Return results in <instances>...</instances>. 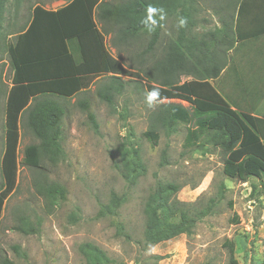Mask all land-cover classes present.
<instances>
[{
  "label": "trees",
  "instance_id": "obj_1",
  "mask_svg": "<svg viewBox=\"0 0 264 264\" xmlns=\"http://www.w3.org/2000/svg\"><path fill=\"white\" fill-rule=\"evenodd\" d=\"M11 0H0V36L2 22ZM16 6L25 0H15ZM55 1V0H50ZM66 5L47 10L41 5L31 9L29 19L9 35L5 45L12 69L11 85L4 92L6 140L1 159L5 189L0 192V216L4 202L15 187L16 149L19 122L38 140L24 150V163L42 169V161L56 163L64 154L61 144L62 123L68 113V101L87 93L90 85L99 83L98 97L113 106L132 81L146 83L151 91L160 89L161 101H187L192 110L175 103H165L152 115L153 125L144 137L152 148L160 141L159 128L174 132L177 124L190 125L184 148H199L204 141L225 154L223 173L230 179L248 182L251 172L264 180V118L232 106L216 85L231 63V52L239 45L264 35V0H211V9L220 26L202 34L195 33L202 7L197 0H64ZM208 1V0H207ZM149 6L163 9L164 18L156 17L155 31L149 32L144 20ZM181 18L187 25L179 27ZM175 20V38L161 42L167 20ZM112 35L116 49L131 51L143 38L145 47L135 53L140 61L137 74H130L114 57L106 37ZM159 53V56H158ZM150 64V65H148ZM131 76L125 81L123 76ZM182 77L192 80L182 82ZM1 95V94H0ZM78 105L87 112L95 127L96 118L88 99ZM124 177L135 185L145 171L140 156L133 150ZM36 191L54 206L66 199V190L49 183L41 174ZM179 184L159 181L144 205L143 248H149L181 235H191L207 212L196 211L191 204L177 199ZM125 200L112 194L108 204L101 205L100 215L117 216ZM15 229L23 234L34 231L24 219ZM239 223L237 215L233 218ZM120 231L123 226L120 225ZM230 247L229 264H238ZM19 251L18 246L14 247ZM79 252L86 264H124L111 258L101 247L84 243ZM25 256V255H24ZM161 257L150 255L135 264H160ZM0 264H15L0 255Z\"/></svg>",
  "mask_w": 264,
  "mask_h": 264
},
{
  "label": "rangeland",
  "instance_id": "obj_2",
  "mask_svg": "<svg viewBox=\"0 0 264 264\" xmlns=\"http://www.w3.org/2000/svg\"><path fill=\"white\" fill-rule=\"evenodd\" d=\"M105 1V0H104ZM113 1V0H106ZM202 7L195 33L202 34L220 26L211 9V0H197ZM65 1L25 0L19 7L11 0L0 36V192L5 189L1 159L6 140L4 92L11 85L12 69L5 51L9 35L30 17L32 7L41 5L56 10ZM176 21L168 19L161 42L174 39ZM1 35V34H0ZM111 54L130 74L139 73L140 61L134 58L147 43L143 38L134 49H116L112 35L106 37ZM159 56V53H158ZM263 61V58L261 59ZM260 61V62H261ZM150 65V64H148ZM248 67V66H247ZM254 70L264 71L263 63ZM140 80L123 76L129 81ZM192 80L182 77V82ZM99 83L90 85L87 93L68 101V113L62 123L63 156L56 162L42 161V169L24 163V150L38 140L19 122L16 149L17 175L15 187L4 202L0 216V255L15 264H86L79 252L84 243L101 247L111 258L124 264L144 261L150 255L161 257L160 264H229L230 247L238 264H264V180L256 172L248 182L230 179L223 173L225 154L204 141L191 150L184 148L190 125L177 124L174 132L159 128L160 141L152 148L144 133L153 125L152 115L161 104L175 103L192 110L189 102L162 100L149 107L147 84L132 81L126 91L109 106L97 95ZM88 99L97 127L88 118L79 100ZM136 150L145 166L135 185L124 177L126 166ZM49 183L65 188L66 199L51 206L35 189L41 174ZM173 182L181 186L177 199L191 204L196 211H205L191 235L144 249V205L157 182ZM112 194L125 203L117 216L100 215L101 205L108 204ZM237 215L239 223L233 218ZM27 221L34 231L23 234L15 229L19 219ZM124 230L120 231L119 227ZM18 246L17 252L14 247ZM25 255V256H24Z\"/></svg>",
  "mask_w": 264,
  "mask_h": 264
},
{
  "label": "crops",
  "instance_id": "obj_3",
  "mask_svg": "<svg viewBox=\"0 0 264 264\" xmlns=\"http://www.w3.org/2000/svg\"><path fill=\"white\" fill-rule=\"evenodd\" d=\"M57 1L62 0L53 2ZM65 5L66 3L63 6ZM259 63L260 66L262 63L264 66V35L239 45L231 52V63L217 80L216 85L233 107L264 118V71L257 73L254 70Z\"/></svg>",
  "mask_w": 264,
  "mask_h": 264
},
{
  "label": "clouds",
  "instance_id": "obj_4",
  "mask_svg": "<svg viewBox=\"0 0 264 264\" xmlns=\"http://www.w3.org/2000/svg\"><path fill=\"white\" fill-rule=\"evenodd\" d=\"M159 15V19H163V9H158L156 7L149 6L147 9V17L144 20V23L148 29V31L151 33L155 31V28L157 26V19L156 17ZM187 25V19L186 18H181L179 21V27L183 28ZM147 104L149 107H152L158 103L161 102V93L160 89L158 88H153L151 91L147 93L146 97Z\"/></svg>",
  "mask_w": 264,
  "mask_h": 264
}]
</instances>
